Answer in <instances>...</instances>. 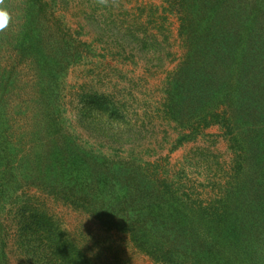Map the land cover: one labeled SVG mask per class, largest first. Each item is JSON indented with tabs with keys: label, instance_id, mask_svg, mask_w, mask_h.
<instances>
[{
	"label": "trees",
	"instance_id": "trees-1",
	"mask_svg": "<svg viewBox=\"0 0 264 264\" xmlns=\"http://www.w3.org/2000/svg\"><path fill=\"white\" fill-rule=\"evenodd\" d=\"M175 2L186 33L208 19L196 14L191 0ZM37 3H0V264H131L133 252L150 264H264V0H230L236 27L228 42L241 50L234 61L245 55L249 66L229 75L218 63L230 52L221 49L218 62H211L217 73L206 84L205 91L216 86L212 95L194 92L179 77L163 106L167 116L182 123L190 122L184 118L188 113L200 111L198 105L206 106L195 120L227 130L230 164L211 150L202 158L215 171L208 184L221 197L207 205L185 189L186 174L171 176L168 159L142 166L118 159L114 147L113 155L101 158L95 147L73 142L57 124L67 106L65 77L83 54L73 52L66 36L41 25ZM219 11L214 24L221 29ZM7 55L15 64L5 68L1 62ZM19 64L38 72L27 82L35 85L27 110L32 122L13 121L7 114L5 96L26 93ZM81 103V120L96 124L110 109ZM53 202L81 210L104 235L69 239L51 212Z\"/></svg>",
	"mask_w": 264,
	"mask_h": 264
},
{
	"label": "rangeland",
	"instance_id": "rangeland-1",
	"mask_svg": "<svg viewBox=\"0 0 264 264\" xmlns=\"http://www.w3.org/2000/svg\"><path fill=\"white\" fill-rule=\"evenodd\" d=\"M175 1L35 0L38 3L34 10L43 27L66 36L73 52L83 54L65 77L67 106L65 114L57 118V124L66 129L72 141L95 147L93 152L101 158L113 155L110 148L114 147L118 159L137 161L142 166L168 159L166 168L171 176L179 171L186 174L185 189L194 191L207 205L221 197L220 190L208 184L215 171L208 170L202 158L205 150H211L222 163L230 164L227 130L219 123L206 126L195 120L206 106L198 105L200 111L193 113L182 105V111L190 112L184 117L190 122L183 123L167 116L163 106L175 78L180 77L194 92L203 93L211 76L217 73L211 62L217 61L219 50L230 52L229 58L223 56L218 63L229 69V75L237 67L246 68L249 62L245 55H237L235 62V52L241 50L228 42L236 27L230 17L234 11L230 0H191L196 14L203 18L207 14L208 19L204 18L200 28H193L189 34L183 29L181 6ZM215 10L224 20L221 29L219 23L214 24L219 17ZM9 58L7 55L1 62L5 68L15 64ZM19 65L23 66L17 69L21 70L22 82L37 79L34 67ZM212 84L215 86L214 81ZM34 86L27 83L24 96H5L7 114L13 121L22 118L32 122L33 113L27 110L33 105L30 87ZM215 90L216 86H210V91L205 92L212 95ZM81 102L87 108L103 103L110 109L105 110L101 124L82 121L78 112ZM16 131L20 132L18 128ZM225 182L222 179L223 185ZM42 197L49 203L53 201ZM51 207L69 239L86 241L88 237L104 235L81 210L61 202H53ZM128 257L131 264H150L135 252Z\"/></svg>",
	"mask_w": 264,
	"mask_h": 264
}]
</instances>
